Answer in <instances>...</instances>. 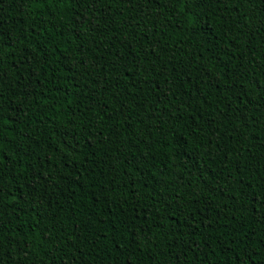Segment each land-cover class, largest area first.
<instances>
[{"label": "trees", "instance_id": "obj_1", "mask_svg": "<svg viewBox=\"0 0 264 264\" xmlns=\"http://www.w3.org/2000/svg\"><path fill=\"white\" fill-rule=\"evenodd\" d=\"M0 264H264V0H0Z\"/></svg>", "mask_w": 264, "mask_h": 264}]
</instances>
